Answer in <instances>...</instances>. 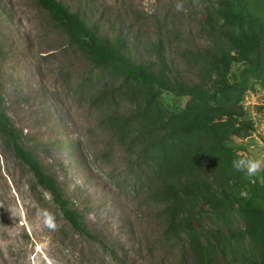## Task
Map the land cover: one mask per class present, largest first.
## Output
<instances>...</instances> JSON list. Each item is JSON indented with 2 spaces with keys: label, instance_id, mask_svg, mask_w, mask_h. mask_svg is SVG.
Returning <instances> with one entry per match:
<instances>
[{
  "label": "rangeland",
  "instance_id": "rangeland-1",
  "mask_svg": "<svg viewBox=\"0 0 264 264\" xmlns=\"http://www.w3.org/2000/svg\"><path fill=\"white\" fill-rule=\"evenodd\" d=\"M59 1L99 35L124 37L169 86L192 88L152 95L92 67L37 0H0V108L92 236L0 133V264H264V169L232 167L238 152L264 158V0ZM211 54L233 57L230 70ZM196 119L208 124L179 129Z\"/></svg>",
  "mask_w": 264,
  "mask_h": 264
},
{
  "label": "trees",
  "instance_id": "trees-1",
  "mask_svg": "<svg viewBox=\"0 0 264 264\" xmlns=\"http://www.w3.org/2000/svg\"><path fill=\"white\" fill-rule=\"evenodd\" d=\"M37 1L40 6L51 13L55 23L62 24L66 27L72 39L86 54L89 64L92 67L109 66L115 69L126 82L134 79L145 81L149 84V90L152 95L160 93L161 89H169L178 97H184V95L190 93L192 86L171 87L168 84L167 76H165L163 69H154L151 65H147L145 61L139 62L135 60L129 54L128 49L125 48V38L121 35L118 34L115 39L99 35L93 25L79 16L78 13L70 11L63 1ZM259 38V35H253L250 41V48L254 53L253 67L258 65L261 56ZM153 47L155 48L154 51L156 56L160 57V44L155 43ZM212 57L215 61L221 63L224 73L230 70L233 57H217L215 55H212ZM160 63L162 67H164V64L162 62ZM207 124V119H196L184 122L180 125L179 129L184 133H189L195 129H202ZM0 133L7 137L14 155L27 164V167L36 178V181L51 194L58 209L62 211L63 216L74 230L91 236L74 201L70 197L65 196L56 179L42 169L37 157H35L32 150L23 141L21 131L13 125L10 117L7 116L1 108ZM172 227L173 219L168 225V231H170Z\"/></svg>",
  "mask_w": 264,
  "mask_h": 264
},
{
  "label": "clouds",
  "instance_id": "clouds-1",
  "mask_svg": "<svg viewBox=\"0 0 264 264\" xmlns=\"http://www.w3.org/2000/svg\"><path fill=\"white\" fill-rule=\"evenodd\" d=\"M176 9L182 10V3L175 5ZM232 161L233 169L238 173H243L246 177H255L262 169H264V158H252L244 153L238 152ZM42 225L50 230H56L58 225L55 221V216L47 209L42 213Z\"/></svg>",
  "mask_w": 264,
  "mask_h": 264
}]
</instances>
